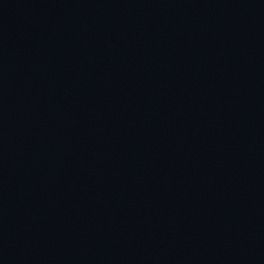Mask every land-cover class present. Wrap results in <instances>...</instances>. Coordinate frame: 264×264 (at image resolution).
I'll use <instances>...</instances> for the list:
<instances>
[{
	"label": "water",
	"instance_id": "obj_1",
	"mask_svg": "<svg viewBox=\"0 0 264 264\" xmlns=\"http://www.w3.org/2000/svg\"><path fill=\"white\" fill-rule=\"evenodd\" d=\"M0 264H264V0H0Z\"/></svg>",
	"mask_w": 264,
	"mask_h": 264
}]
</instances>
